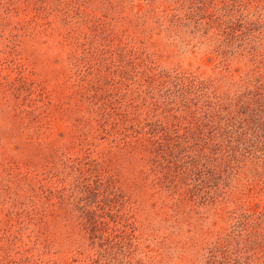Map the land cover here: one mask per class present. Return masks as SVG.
Returning <instances> with one entry per match:
<instances>
[{
    "label": "trees",
    "instance_id": "obj_1",
    "mask_svg": "<svg viewBox=\"0 0 264 264\" xmlns=\"http://www.w3.org/2000/svg\"><path fill=\"white\" fill-rule=\"evenodd\" d=\"M139 1L76 0L72 5H62L55 20L44 11L33 23L35 36L49 39L58 59L65 54L64 62L79 78L54 109L49 102L28 111L7 105V119L12 126L19 125L13 138L23 139L28 146L35 144L39 156L47 150L52 156L58 151L52 137L58 122L65 123L77 137L108 126L113 147L138 179L130 181L128 188L135 189L152 207H157L155 198L160 199L161 209L169 213L166 216L183 218L190 225L192 213L198 212L202 221L207 218L200 206L211 207L218 198L234 202L230 199L234 197L232 191L250 158L258 157L257 180L261 183L257 193L264 189V50L244 41L250 23L236 15L247 5L254 13L260 0H142V5ZM213 28V47L204 54H215L217 66L230 70L229 77L220 69L216 73L217 78L230 79L233 84L225 93L218 91L211 79L156 71L145 59L136 63L137 56L131 54L123 58L127 69L119 70V80L108 78L106 82L100 73L105 49L133 48L138 43L136 36L143 35L142 43L157 45V40H151L154 31L188 46L189 36L193 39L199 32L206 35ZM182 29H190L189 36L182 34ZM257 37L264 40V36ZM236 50L243 51L254 64L253 75L246 81L232 79L235 73L227 65ZM57 160L63 166L56 175L75 170L79 174L76 180L80 179L79 163ZM61 175L62 181L65 174ZM37 182L23 174L15 183L16 193L6 185L5 194L0 193V205L7 206L0 218V231L7 237L6 243H0V264H8L10 252L18 253L25 245L24 232L40 243L41 239L48 240V235L56 238L59 231L92 233L103 226L88 207V184H83L82 195L77 197L78 184L73 183L66 195L61 187L50 190L42 184L36 187ZM220 208L214 207L211 218L224 219L215 210ZM207 231L211 233L209 226ZM228 237L225 234L215 243L224 252L229 250ZM252 244L264 251L258 239ZM207 251L214 255L212 248Z\"/></svg>",
    "mask_w": 264,
    "mask_h": 264
},
{
    "label": "rangeland",
    "instance_id": "obj_2",
    "mask_svg": "<svg viewBox=\"0 0 264 264\" xmlns=\"http://www.w3.org/2000/svg\"><path fill=\"white\" fill-rule=\"evenodd\" d=\"M74 1L0 0V193L6 192L5 185L11 193H16L15 183L23 174L30 181H38L36 187L41 184L50 190L61 187L66 195L73 183L78 184L77 197L82 195L80 191L86 183L91 188L88 207L100 217L103 226L92 233L59 231L56 238L48 235V240L41 239L40 243H35L24 232L25 245L18 253L10 252V257H6L8 264H93V261L100 264H264V251L253 248L252 244L254 238L258 239L264 249V189L257 193L258 183H261L257 180L260 175L258 157L246 161L235 183L236 189L232 191L233 203L218 198L211 207L204 204L198 209L207 218L202 221L198 212L192 213L190 225H187L183 218L166 216L169 213L161 209L160 199L155 198L157 207H152V203L135 189L128 188L130 181L138 179L133 178L135 175L127 168L125 157L113 147L108 126L77 137L65 123L58 122L52 136L58 151L53 156L47 150L45 157L44 154L40 157L35 144L28 146L23 139L13 138L12 133L19 131V125L12 126L8 121L7 105L28 111L49 102L53 108L79 78L75 69L70 70L71 65L64 62L65 54L58 59L50 40L35 36L33 24L41 19L44 11H49L51 20H55L60 7L66 3L72 5ZM139 3L142 5V0ZM258 5L254 13L247 5L237 10L236 15L250 23V32L244 41L264 50V40L257 37L264 36V0L258 1ZM189 30L181 32L187 35ZM215 32L214 28L206 35L199 32L193 39L187 35L188 46L177 38H167L164 33L155 35L154 31L151 40H157V45L142 43L143 35L136 36L138 43L133 48L105 49L100 58L102 62H99L100 73L106 82L108 78L119 80V70L127 69L123 58L131 54L137 56L136 63L145 59L156 71L211 79L217 90L225 93L232 89V82L217 78L219 58L209 52L204 54L213 47L214 40L210 36ZM249 59L243 51H233L227 63L235 73L232 79L246 81L252 77L254 64ZM220 73L229 77L230 70L227 72L222 67ZM58 158L79 163L80 179L76 180L79 174L75 170L66 169L61 173L65 174L61 181L62 175H56V171H61L59 166H63ZM39 193L44 194V191ZM214 207L222 208V211L221 208L215 210L221 212L223 220L211 218ZM6 208L0 205V218L4 217ZM208 226L211 233L207 231ZM14 229L10 234L13 235ZM225 234H229L226 252L215 244ZM3 236L0 231L2 244L7 242V237ZM209 248L214 255H209Z\"/></svg>",
    "mask_w": 264,
    "mask_h": 264
}]
</instances>
